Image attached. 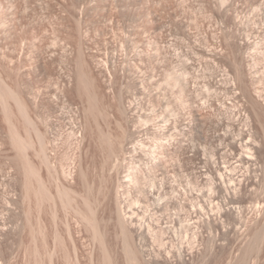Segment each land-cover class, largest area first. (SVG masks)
<instances>
[{
  "label": "rangeland",
  "instance_id": "obj_1",
  "mask_svg": "<svg viewBox=\"0 0 264 264\" xmlns=\"http://www.w3.org/2000/svg\"><path fill=\"white\" fill-rule=\"evenodd\" d=\"M0 264H264V0H0Z\"/></svg>",
  "mask_w": 264,
  "mask_h": 264
}]
</instances>
